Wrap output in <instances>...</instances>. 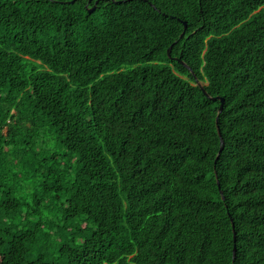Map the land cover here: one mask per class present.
I'll use <instances>...</instances> for the list:
<instances>
[{"label":"trees","instance_id":"1","mask_svg":"<svg viewBox=\"0 0 264 264\" xmlns=\"http://www.w3.org/2000/svg\"><path fill=\"white\" fill-rule=\"evenodd\" d=\"M4 188L0 264H264V0H0Z\"/></svg>","mask_w":264,"mask_h":264},{"label":"rangeland","instance_id":"2","mask_svg":"<svg viewBox=\"0 0 264 264\" xmlns=\"http://www.w3.org/2000/svg\"><path fill=\"white\" fill-rule=\"evenodd\" d=\"M52 143H53V140H52V138L51 137H49V136H46V138L45 139H43L41 142H39L38 144H39V148H42V149H45L46 147H47V145H49V147L50 146H52ZM70 164L71 163H69V165H65L64 167L68 170L69 169V167H70ZM40 181H41V179H40ZM23 185V184H22ZM21 185V186H22ZM23 187L24 186H22V187H19V189H18V191L16 192V198H22V199H24V201H25V203L26 204H30L31 203V201H32V197H31V194L32 193H34L33 192V186H31V185H26V190H25V192L23 191ZM1 191H3V192H6V188H4V189H1L0 190V192ZM47 203H49V202H47ZM47 203H44L43 204V206L45 205V204H47ZM51 207H55V205H54V202L53 203H51V204H49ZM52 218V214H49L48 212H45V214H44V219H51ZM34 220V219H33ZM6 221H7V223L8 224H17V223H19V221H18V219H14V217L13 218H11V219H6Z\"/></svg>","mask_w":264,"mask_h":264},{"label":"water","instance_id":"3","mask_svg":"<svg viewBox=\"0 0 264 264\" xmlns=\"http://www.w3.org/2000/svg\"><path fill=\"white\" fill-rule=\"evenodd\" d=\"M89 1H91V0H89ZM97 2H98V1H96L95 5H94L93 7L90 8L89 12L92 13V12L96 9V4H97ZM187 27H188L187 23L184 22V32L182 33V36L185 34V30L187 29ZM170 51H171V47H170L169 50H168V54H169V56H170ZM192 72H193V71H192ZM193 73H194V72H193ZM195 77H196V76H195ZM197 85L201 88V90L203 91V93H204L207 97L211 98V96L207 93V91H206L204 85H203L200 81H198V79H197ZM216 99H221L222 104H221V106H220V108H219V111H222L224 99H223V98H219V97H215V98H213V100H216ZM219 134L221 135L220 130H219ZM222 142H223V140H222ZM233 227H234V226H233Z\"/></svg>","mask_w":264,"mask_h":264}]
</instances>
